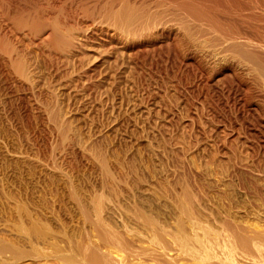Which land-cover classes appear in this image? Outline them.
<instances>
[{"label": "rangeland", "instance_id": "rangeland-1", "mask_svg": "<svg viewBox=\"0 0 264 264\" xmlns=\"http://www.w3.org/2000/svg\"><path fill=\"white\" fill-rule=\"evenodd\" d=\"M3 1L0 264H264L262 246L204 249L264 237L252 80L238 76L252 90L241 108L233 63L201 40L139 21L127 33L89 6L64 23L71 0Z\"/></svg>", "mask_w": 264, "mask_h": 264}, {"label": "bare ground", "instance_id": "bare-ground-1", "mask_svg": "<svg viewBox=\"0 0 264 264\" xmlns=\"http://www.w3.org/2000/svg\"><path fill=\"white\" fill-rule=\"evenodd\" d=\"M2 1L3 0H0V2ZM48 2L49 0L46 1V3ZM145 2H152L154 5H145ZM49 3L51 7H56L59 6L58 4L60 3V0H50ZM0 5L2 4L0 3ZM88 6L92 7L93 10L95 8H99L101 18H104L102 22H105L104 25L106 26L119 25L118 28L120 30L122 28L126 30L125 32H127L128 27H130V23H133V26L135 28L139 21V24L141 23V26L142 23L143 26H146L144 27V29L147 28L149 24L157 26V29H174L177 32L180 31L186 36L190 37L192 41L196 40V42H198L201 40L202 42L206 43L210 48L214 49L213 53H216L218 51V55H223L221 57H225L228 61L233 63L229 70L231 75L228 76H231L234 82L236 83V87H239V90H237L241 98L239 99L240 102H238L240 104L239 107L246 109L250 108V99L249 102L247 99V90H250L248 89V84H246L247 80L245 82V80L243 81L244 78L240 79L238 77L240 73H244L250 81L252 80L254 86H256V91H260L261 94H264V0H71L67 7H64L62 9V15H64L63 22L67 23L68 21L73 20V17H75L74 14H77V12H88ZM41 9L43 8H41L40 6L39 10ZM5 10H7V8ZM40 13H43L42 10L40 11ZM130 16H132L134 21H128L129 19L127 18H129ZM44 19L45 18H43V20ZM16 21L19 20H17L16 18ZM134 22H136V24ZM131 28L129 29L131 30ZM149 28H151V26ZM52 30H54L52 32L55 33V39L53 40V42H56L60 45L64 44L63 46L69 45L68 43L70 41L68 42V37L66 38L65 33L61 31L59 26L56 25L55 28H53ZM123 31L124 30H122V32ZM135 31L132 30V34ZM46 34L49 35L48 33ZM206 44L203 45L207 46ZM215 50L217 51L214 52ZM251 92L252 90L249 93ZM258 92L257 96L260 94H258ZM231 230L233 231L234 229ZM231 235H227V238L226 236H219L218 238L220 239L216 238V244L213 240H211L212 243H203L204 249L206 248L209 252H212L213 250L215 252L216 250L217 252L220 251L222 253L223 251L226 256L227 253L235 255L234 252H239L238 250H242V252H245L247 250L248 252V250L251 251L255 249L257 251L258 246V248H261L262 246V249H264V237L262 234H260V236L254 235L252 237H248V235L247 237H244L242 234L241 236H243V238L239 235H232V237ZM260 250H258V255H260L261 252L264 251L261 250L260 252ZM250 251L248 253H245L249 254ZM254 251H251V253H253ZM209 252H207V254ZM257 252H255V254ZM210 255V257H212L213 254ZM221 255H223V253ZM221 255L219 257L224 258ZM251 255L254 254H250L249 256ZM229 257H231V255L228 256V258ZM90 258H87V262L91 261V263L93 264H98V262L100 263V259L98 257L96 258L95 256H93V262L92 260H90ZM214 258H218V255L217 257H212V259Z\"/></svg>", "mask_w": 264, "mask_h": 264}]
</instances>
